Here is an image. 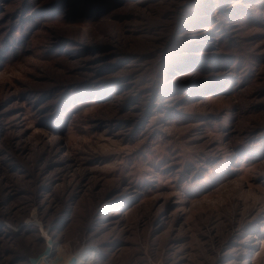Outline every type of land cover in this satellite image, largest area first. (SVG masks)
Instances as JSON below:
<instances>
[{
	"label": "rangeland",
	"instance_id": "374dc122",
	"mask_svg": "<svg viewBox=\"0 0 264 264\" xmlns=\"http://www.w3.org/2000/svg\"><path fill=\"white\" fill-rule=\"evenodd\" d=\"M58 244L264 264V0H0V264Z\"/></svg>",
	"mask_w": 264,
	"mask_h": 264
},
{
	"label": "built area",
	"instance_id": "2783aa9c",
	"mask_svg": "<svg viewBox=\"0 0 264 264\" xmlns=\"http://www.w3.org/2000/svg\"><path fill=\"white\" fill-rule=\"evenodd\" d=\"M61 249L64 250L60 245L53 246L52 251L56 252V254L58 253V255H56L54 259L53 257L49 255L50 252L48 251L42 254L39 258L34 259V262H32V264H40L42 260L44 261V264H54V262L57 260L58 256L60 255ZM90 252H91V256H89V260L91 261V259L96 256L97 252L95 250H92ZM77 254L78 253H75L74 255H72V258L75 257ZM88 264H90V262H88Z\"/></svg>",
	"mask_w": 264,
	"mask_h": 264
},
{
	"label": "clouds",
	"instance_id": "9594fccd",
	"mask_svg": "<svg viewBox=\"0 0 264 264\" xmlns=\"http://www.w3.org/2000/svg\"><path fill=\"white\" fill-rule=\"evenodd\" d=\"M69 260H71V264H88L87 258L83 256H80L78 259H72L71 257H66L62 249L60 250V255L58 256L54 264H68ZM40 264H44V261L42 260Z\"/></svg>",
	"mask_w": 264,
	"mask_h": 264
},
{
	"label": "bare ground",
	"instance_id": "6f19581e",
	"mask_svg": "<svg viewBox=\"0 0 264 264\" xmlns=\"http://www.w3.org/2000/svg\"><path fill=\"white\" fill-rule=\"evenodd\" d=\"M90 251H92V250L84 251L82 249V250L78 251V254L75 257H73L72 259H78L80 256H83V257L87 258L88 262H90V260H89V256H91V252ZM68 264H71V260L68 261Z\"/></svg>",
	"mask_w": 264,
	"mask_h": 264
},
{
	"label": "trees",
	"instance_id": "16d2710c",
	"mask_svg": "<svg viewBox=\"0 0 264 264\" xmlns=\"http://www.w3.org/2000/svg\"><path fill=\"white\" fill-rule=\"evenodd\" d=\"M21 32V29L19 30V32L17 33V34H19ZM22 33V32H21ZM208 80V79H207ZM202 81H206V79L205 78H202ZM198 82H200V81H198Z\"/></svg>",
	"mask_w": 264,
	"mask_h": 264
}]
</instances>
